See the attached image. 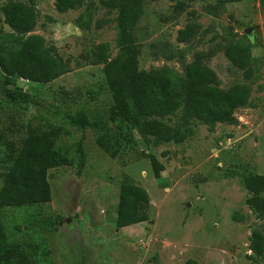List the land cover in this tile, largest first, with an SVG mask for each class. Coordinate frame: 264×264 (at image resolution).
<instances>
[{
    "label": "rangeland",
    "instance_id": "rangeland-1",
    "mask_svg": "<svg viewBox=\"0 0 264 264\" xmlns=\"http://www.w3.org/2000/svg\"><path fill=\"white\" fill-rule=\"evenodd\" d=\"M9 1L0 0V37L13 33L4 17ZM104 1L84 0L79 10L60 14L55 0H33L39 17L33 33L54 47L65 70L48 84L18 78L17 85L65 113H84L89 124L60 128L55 148L73 165L48 172L50 202L0 209L5 244L15 249L10 255L19 264H181L188 259L251 264V230L264 222L248 206L251 193L242 180L264 175V0H144L145 15L135 30L140 70L167 67L183 74L197 52L230 39L249 42L258 60L260 77L251 85L250 104L235 110L236 123L210 130L191 119V133L180 143L142 135L119 118L110 119L112 92L104 67L119 52L118 11ZM194 24L195 38L179 41L178 32ZM104 44L107 60L101 55ZM171 51L178 54L168 60ZM204 64L222 90L250 83L223 52ZM30 112L42 113L0 97V178L28 124H52L47 115L30 120ZM180 118L181 110L161 121L175 127ZM155 165L162 167L159 179ZM124 175L147 192L148 221L117 228Z\"/></svg>",
    "mask_w": 264,
    "mask_h": 264
},
{
    "label": "trees",
    "instance_id": "trees-1",
    "mask_svg": "<svg viewBox=\"0 0 264 264\" xmlns=\"http://www.w3.org/2000/svg\"><path fill=\"white\" fill-rule=\"evenodd\" d=\"M174 1V0H172ZM239 0H222L238 2ZM84 0H55V10L64 14L79 10ZM104 5L118 11L117 45L119 52L115 59L104 67V77L112 92L113 105L110 119H120L142 135L152 136L162 141L182 142L190 133L188 122L196 119L204 122L210 130L218 123L235 124L234 112L250 104L252 83L259 79L258 60L252 57V46L242 40H226L216 43L208 52H197L192 63L184 65L183 74L167 67L149 71L138 67L139 45L135 30L145 15L144 0H106ZM86 17L91 18V10L86 8ZM5 20L12 30L11 36L0 37V97L13 106L26 109H40V115H32L30 120L47 115L51 123L32 127L28 124L21 147L11 160V164L0 178V209L18 208L38 203L50 202L52 192L48 182L51 169L71 166L73 159L55 148L61 127L84 128L89 123L84 113L69 114L44 104L33 94L17 85V79L32 83L48 84L64 73V65L54 55V47L45 39L34 34L38 23V13L33 0H11L4 9ZM198 25L187 26L178 32V40L188 43L197 34ZM108 45L104 44L101 55L107 60ZM223 52L232 66L243 71L249 84L237 85L228 90L218 87L217 78L204 61L216 53ZM171 51L166 59L177 56ZM181 110V124L175 127L165 125L161 120L174 116ZM48 122V121H47ZM160 165H155L159 179ZM242 185L251 196L247 204L257 220L264 222V175H248ZM147 192L124 175L119 186V200L115 225L124 228L148 221ZM264 226L255 225L249 238L251 264L264 261ZM13 229L19 230L18 225ZM6 236L0 222V264H19L11 256L15 249L5 244ZM181 264H198L188 259Z\"/></svg>",
    "mask_w": 264,
    "mask_h": 264
},
{
    "label": "water",
    "instance_id": "water-1",
    "mask_svg": "<svg viewBox=\"0 0 264 264\" xmlns=\"http://www.w3.org/2000/svg\"><path fill=\"white\" fill-rule=\"evenodd\" d=\"M250 32V29H247L246 33H249Z\"/></svg>",
    "mask_w": 264,
    "mask_h": 264
}]
</instances>
